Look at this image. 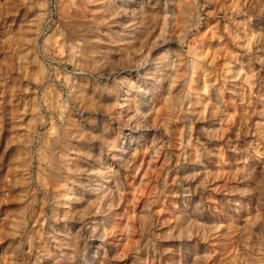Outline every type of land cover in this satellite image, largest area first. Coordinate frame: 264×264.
<instances>
[{"label": "rangeland", "instance_id": "rangeland-1", "mask_svg": "<svg viewBox=\"0 0 264 264\" xmlns=\"http://www.w3.org/2000/svg\"><path fill=\"white\" fill-rule=\"evenodd\" d=\"M0 264H264V0H0Z\"/></svg>", "mask_w": 264, "mask_h": 264}, {"label": "bare ground", "instance_id": "bare-ground-1", "mask_svg": "<svg viewBox=\"0 0 264 264\" xmlns=\"http://www.w3.org/2000/svg\"><path fill=\"white\" fill-rule=\"evenodd\" d=\"M66 191H67V190H66ZM68 194H69V193H68V192H66L65 196H66V195L68 196Z\"/></svg>", "mask_w": 264, "mask_h": 264}]
</instances>
